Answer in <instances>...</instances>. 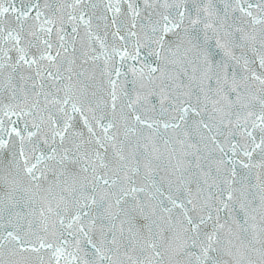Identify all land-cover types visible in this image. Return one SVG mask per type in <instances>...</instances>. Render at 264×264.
<instances>
[{
  "label": "snow or ice",
  "instance_id": "1",
  "mask_svg": "<svg viewBox=\"0 0 264 264\" xmlns=\"http://www.w3.org/2000/svg\"><path fill=\"white\" fill-rule=\"evenodd\" d=\"M0 264H264V0H0Z\"/></svg>",
  "mask_w": 264,
  "mask_h": 264
}]
</instances>
